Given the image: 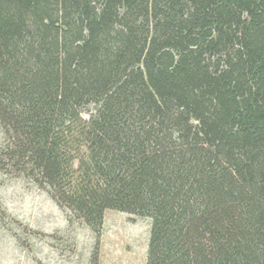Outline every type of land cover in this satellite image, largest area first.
Returning a JSON list of instances; mask_svg holds the SVG:
<instances>
[{"label": "trees", "instance_id": "1", "mask_svg": "<svg viewBox=\"0 0 264 264\" xmlns=\"http://www.w3.org/2000/svg\"><path fill=\"white\" fill-rule=\"evenodd\" d=\"M0 129L68 220L148 217L145 264H264V0H0Z\"/></svg>", "mask_w": 264, "mask_h": 264}, {"label": "rangeland", "instance_id": "2", "mask_svg": "<svg viewBox=\"0 0 264 264\" xmlns=\"http://www.w3.org/2000/svg\"><path fill=\"white\" fill-rule=\"evenodd\" d=\"M0 204L6 215L0 223V264H90L92 253L99 264H145L148 217L108 208L96 233L81 221L68 220L32 182L3 172Z\"/></svg>", "mask_w": 264, "mask_h": 264}]
</instances>
